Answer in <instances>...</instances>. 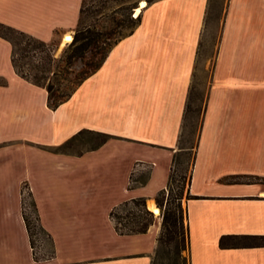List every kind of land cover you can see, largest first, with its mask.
<instances>
[{"label":"crops","instance_id":"1","mask_svg":"<svg viewBox=\"0 0 264 264\" xmlns=\"http://www.w3.org/2000/svg\"><path fill=\"white\" fill-rule=\"evenodd\" d=\"M208 1H147L132 30L55 108L44 86L16 71L11 42L0 35V264L150 263L156 231L118 232L110 210L136 196L148 207L166 186ZM80 6L0 0V23L48 40L75 26ZM80 129L109 136L79 151L45 148ZM84 158L86 165L73 164ZM144 163L146 180L130 185ZM22 180L51 239V254L37 260ZM187 192L188 264H264V244H218L226 234L264 235V0H226Z\"/></svg>","mask_w":264,"mask_h":264},{"label":"rangeland","instance_id":"2","mask_svg":"<svg viewBox=\"0 0 264 264\" xmlns=\"http://www.w3.org/2000/svg\"><path fill=\"white\" fill-rule=\"evenodd\" d=\"M142 1L147 2L149 0H81L80 13L75 26L67 30L69 32L65 34V31H55L48 40H37L26 32L1 23L0 34L11 42L16 69L28 77H40L41 75L48 77L45 82L48 80L51 84V92L58 93L59 91L67 90L72 85L71 81L81 70L86 68L85 61L94 63L99 59V45H111L116 38L128 32L132 26V12L136 15V8L140 7ZM225 3L226 0L208 1L206 21L196 52L192 83L186 97V111L183 126L180 129L175 150L168 164L167 183L165 188L161 191H156L152 197L155 206L158 207V211L154 212L153 209L148 208L145 198L143 199V208H140L139 205L127 199L126 201H120L110 210V216L118 232H129L132 230L131 228L147 222L145 231L147 229H154L156 231L155 239L162 231V213L164 211H171V220H168L167 228L178 234L176 236L178 241H180L181 236L183 243V246L179 248V256L176 259L177 264H188L183 202L188 193L189 169ZM84 27L89 29L86 32L88 38L91 39L89 51L84 54L83 59H75L69 66H66L62 61L58 62V58L63 54L74 32ZM96 33H98V36H96ZM67 34H71L69 40H65V35ZM49 56L50 58H48ZM98 139V135L84 131L63 147V151H79L85 149L89 145L97 142ZM53 147L54 145L45 146L46 149L55 151ZM73 164L82 167L86 165V158L80 159ZM48 167H51V165H48ZM148 169V164L144 163L141 170L135 174H130L129 184L137 183L134 178L138 176L143 178L148 172ZM17 176V174L10 175L8 181H13ZM50 176V180L58 181V173L56 171L51 170ZM31 198L27 183L22 180L20 182V203L28 219L31 220L32 245L30 240L29 244L31 246L32 257L37 260L38 258H45L51 254V239L38 221L37 212H35L37 220L35 219ZM177 202H179L178 205ZM166 232L165 229L163 238L166 237ZM231 242L241 243L244 241L236 240ZM163 248L165 251L168 250V257L162 259V264H167L168 260L171 261L173 257L175 258L174 239L166 244L163 243ZM156 264H158V261Z\"/></svg>","mask_w":264,"mask_h":264},{"label":"trees","instance_id":"3","mask_svg":"<svg viewBox=\"0 0 264 264\" xmlns=\"http://www.w3.org/2000/svg\"><path fill=\"white\" fill-rule=\"evenodd\" d=\"M80 13V12H79ZM133 16V15H132ZM132 26L130 27V29L128 30V32H130L132 30V28L135 26V24L138 22L139 20V14L133 16L132 18ZM89 29L87 27H84L82 29H77L74 34L72 39L70 40V42L66 45L63 54L58 58V62H63L66 66H69L75 59H83L84 54L89 51V44L91 42V39L88 38V35L86 34V32ZM127 32V33H128ZM125 33V34H127ZM98 36V33H96ZM122 34L120 35L118 38H120L121 36L125 35ZM1 35V34H0ZM32 36V35H31ZM33 38L37 39V40H41L38 39L34 36H32ZM118 38H116L113 42H115ZM42 41V40H41ZM112 42V43H113ZM103 43H105V41H103ZM111 45L108 46H104V45H99L98 46V52L100 53L99 59L94 62H87L85 61L84 64L86 65V68H84L83 70H81L76 77L71 81L72 85L65 91H59L58 93H52L51 92V84L48 82V80L45 82L46 79H48V77L45 76H32V77H28L27 75L19 72L16 67H15V63H14V59H13V55L11 52V60L12 63L16 69V71L24 76L25 78H27L28 80H30L31 82L38 84V85H42L45 87L46 91H47V97H46V103L47 106L49 108H55L60 102H62L63 100H65L71 93L72 91L75 89V87L90 73L92 72L95 68H97L99 66V64L102 62L103 58L105 57L109 47ZM50 58V56L48 57ZM53 73V71H52ZM191 86V85H190ZM185 111H186V104H185V108H184V116H183V120L181 123V127L183 126V121H184V117H185ZM88 132L86 129H80L77 132H75L73 135H71L69 138L65 139L63 142L54 145L53 149L55 151L58 150H63V147H65L70 141H72L73 139H75L79 134H81L82 132ZM93 134H96L99 136V139L97 140V142L93 143L90 146H95L98 143L102 142L106 137L109 136V134L104 133V132H91ZM148 175V172L146 173V175H144L143 178L135 177V181H137V183H143L146 180V177ZM247 181L250 180H257L259 179V177L257 176H251V175H246V177L244 178ZM162 189H159L158 191H161ZM192 196L190 194L187 193L186 197ZM131 201H133L135 204L139 205V207L143 208L144 207V202L143 196H138V197H132L129 198ZM127 200V199H126ZM124 200V201H126ZM179 204V202H177V205ZM31 205L33 208L34 213L36 212L35 210V206H34V202L31 198ZM21 213H22V218L24 221V225L26 227L28 236H29V240L30 243L32 245V231L30 230V223L31 220L28 219L27 214L24 212V210L21 207ZM171 211H164L162 213V219H161V232L159 233V235L156 238L157 244L154 248V251L151 255L150 258V263L149 264H156L158 261V264H162V259L168 257L167 255V251H165V249L163 248V243L166 244L167 242H169L170 240L174 239V253H175V258L173 257L171 259V261L168 260L167 264H177L176 263V259L179 256V248L180 246L182 247L183 243H182V237L180 236V241H178L177 239V233L175 231H172L171 229L167 228V223L168 220H171ZM36 213H35V219L37 220L36 217ZM38 224V223H37ZM147 226V222H143L142 224L138 225L137 227L131 228L132 230L129 232H144ZM38 227L40 228V226L38 225ZM41 229V228H40ZM166 229V237L163 238V232ZM168 229V230H167ZM120 232V231H119ZM128 231L125 233H129ZM238 241V240H243L244 242L241 243H251V244H264V235H258V234H226V235H221L218 239V244L220 246H225L228 243H237V242H231V241ZM181 243V244H179Z\"/></svg>","mask_w":264,"mask_h":264},{"label":"bare ground","instance_id":"4","mask_svg":"<svg viewBox=\"0 0 264 264\" xmlns=\"http://www.w3.org/2000/svg\"><path fill=\"white\" fill-rule=\"evenodd\" d=\"M145 4H146V2L142 1L140 4V7L136 8V13H135L136 15L139 14L141 7H143ZM70 38H71V34L65 35V40H69ZM147 205H148V208H151V209H153L154 207H157V206H155L153 201H148ZM157 211L158 210H155L154 212H157Z\"/></svg>","mask_w":264,"mask_h":264},{"label":"water","instance_id":"5","mask_svg":"<svg viewBox=\"0 0 264 264\" xmlns=\"http://www.w3.org/2000/svg\"><path fill=\"white\" fill-rule=\"evenodd\" d=\"M155 210H158V207H154V208H153V211H155Z\"/></svg>","mask_w":264,"mask_h":264},{"label":"built area","instance_id":"6","mask_svg":"<svg viewBox=\"0 0 264 264\" xmlns=\"http://www.w3.org/2000/svg\"><path fill=\"white\" fill-rule=\"evenodd\" d=\"M132 15L135 16V15H134V12H132Z\"/></svg>","mask_w":264,"mask_h":264}]
</instances>
